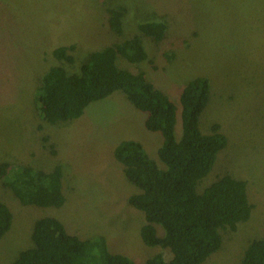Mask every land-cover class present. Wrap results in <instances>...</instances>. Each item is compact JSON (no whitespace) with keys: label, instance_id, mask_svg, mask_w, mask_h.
<instances>
[{"label":"rangeland","instance_id":"rangeland-1","mask_svg":"<svg viewBox=\"0 0 264 264\" xmlns=\"http://www.w3.org/2000/svg\"><path fill=\"white\" fill-rule=\"evenodd\" d=\"M120 7L126 14L119 36L110 31L109 19ZM151 21L166 22L164 40L156 44L143 36L148 60L132 64L119 57V68L145 72L178 106L186 84L208 78L200 128L209 134L219 124L228 146L198 190L230 174L247 182L254 207L236 231H221L220 250L204 264H240L250 243L264 238V0H0V202L13 214L0 241V264H14L34 247L35 223L45 217L59 219L82 239L105 237L112 253L137 263L159 253L172 258L170 250L144 244L145 215L128 201L139 190L114 157L120 142L137 140L159 162L163 139L146 130L145 113L116 92L92 103L81 118L51 125L34 99L51 67L79 72L94 51L133 38L141 23ZM69 45L75 46L74 64L53 55ZM175 134L180 139V114ZM7 164L44 171L61 165L66 203L23 205L3 185ZM157 231L163 235L160 226Z\"/></svg>","mask_w":264,"mask_h":264},{"label":"trees","instance_id":"trees-1","mask_svg":"<svg viewBox=\"0 0 264 264\" xmlns=\"http://www.w3.org/2000/svg\"><path fill=\"white\" fill-rule=\"evenodd\" d=\"M125 14L124 7L111 11L112 33L123 34ZM167 29L165 21L141 23L140 34L94 51L79 72H69L63 66L51 67L43 75L34 99L43 122L51 125L81 118L92 103L116 92H122L136 109L145 113L146 130L159 133L163 139L157 152L159 162L137 140L120 142L114 157L124 167L127 181L139 190L128 201L145 215L141 228L144 244L170 250L172 258L166 260L159 253L137 263L124 254L112 253L105 237L82 239L69 233L59 219L45 217L35 223L34 247L23 251L14 264H204L220 250L221 231L234 232L240 223L250 220L254 207L246 181L225 174L202 192L198 190L228 146L219 124H214L209 134L200 128L210 97L208 78L198 77L186 84L178 106L147 79L145 72L119 68V57L132 64L147 61L143 36L160 44ZM74 51V45L61 46L53 55L74 64ZM179 114L180 139L175 134ZM7 167L3 185L23 205L60 208L66 203L61 165L51 171L25 165ZM12 224L10 208L0 202V241ZM157 226L163 229V235L158 234ZM240 264H264V238L250 243Z\"/></svg>","mask_w":264,"mask_h":264}]
</instances>
